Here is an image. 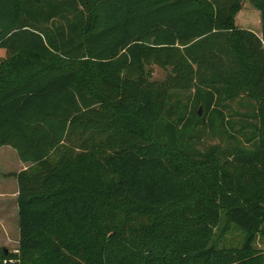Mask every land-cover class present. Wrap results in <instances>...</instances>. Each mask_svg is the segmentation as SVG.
<instances>
[{"label": "trees", "instance_id": "obj_1", "mask_svg": "<svg viewBox=\"0 0 264 264\" xmlns=\"http://www.w3.org/2000/svg\"><path fill=\"white\" fill-rule=\"evenodd\" d=\"M248 2L259 36L236 28L241 0H0L20 264H264V0ZM171 90L202 116L185 123ZM229 90L258 106L253 150L198 152L196 120L223 118ZM223 212L240 249L214 240Z\"/></svg>", "mask_w": 264, "mask_h": 264}, {"label": "rangeland", "instance_id": "obj_2", "mask_svg": "<svg viewBox=\"0 0 264 264\" xmlns=\"http://www.w3.org/2000/svg\"><path fill=\"white\" fill-rule=\"evenodd\" d=\"M234 22L236 28L248 29L255 35H260L261 23L260 13L255 10L248 1L241 3L239 12L235 15ZM8 59V53L0 49V65L4 64ZM145 78L147 82L164 83L172 77L170 68H161L155 64H147L144 69ZM100 90V89H99ZM98 90V91H99ZM173 92L169 100L170 108L176 113L184 117V120L190 122L193 120V113H198L202 116V106L195 109L194 92H181L171 90ZM225 99L219 110L223 114L210 119L205 116V122L196 120L203 127L195 132H199L190 144L201 153L211 149H217L221 153H231L234 149L244 152L253 150L256 142V133L258 127V106L255 101L248 95L237 94L234 90H229L225 93ZM215 115V114H214ZM222 154V156H223ZM227 156H229L227 154ZM20 163L18 162L16 153L10 147H3L0 149V180L3 182L6 179H16L19 171ZM26 165V169H27ZM25 169V170H26ZM15 182H13L14 184ZM17 225H18V217ZM214 240H217L219 247L227 249H240L246 238V234L237 226L229 223L227 216L223 212L219 226L214 231ZM18 240L14 238L10 243L0 242V259L4 254H9V259L15 260V264H20V253L17 249ZM256 250L264 255V237L260 234L256 236L254 243ZM4 259V258H3ZM2 260L1 264H2Z\"/></svg>", "mask_w": 264, "mask_h": 264}, {"label": "crops", "instance_id": "obj_3", "mask_svg": "<svg viewBox=\"0 0 264 264\" xmlns=\"http://www.w3.org/2000/svg\"><path fill=\"white\" fill-rule=\"evenodd\" d=\"M18 162L19 171L25 170L26 165L19 160ZM17 194L18 186L14 178L3 182L0 180V242L6 244L12 242L14 238L18 240Z\"/></svg>", "mask_w": 264, "mask_h": 264}, {"label": "built area", "instance_id": "obj_4", "mask_svg": "<svg viewBox=\"0 0 264 264\" xmlns=\"http://www.w3.org/2000/svg\"><path fill=\"white\" fill-rule=\"evenodd\" d=\"M246 1H248V0H241L242 3H245ZM14 263H15V260L13 261V260H11L9 258H5L2 261V264H14Z\"/></svg>", "mask_w": 264, "mask_h": 264}]
</instances>
